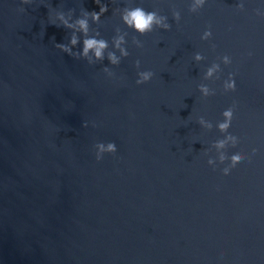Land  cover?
Returning <instances> with one entry per match:
<instances>
[{"label":"water","instance_id":"1","mask_svg":"<svg viewBox=\"0 0 264 264\" xmlns=\"http://www.w3.org/2000/svg\"><path fill=\"white\" fill-rule=\"evenodd\" d=\"M101 2L109 10L96 21L85 15L99 12L95 0H0V264H264V0H243V12L240 0H207L196 14L191 0ZM134 6L171 29L139 37L120 19ZM58 12L68 30L51 25ZM78 18L109 42L105 54L119 56L125 35L130 55L113 67L62 53L56 43L82 47L69 43L82 35ZM223 55L232 64L205 80ZM136 60L150 83L136 85ZM230 73L236 91L224 93ZM202 83L216 95L202 98ZM233 104L229 132L240 142L227 155L250 161L225 176L229 161L213 171L207 160ZM98 142H114L116 155L98 163Z\"/></svg>","mask_w":264,"mask_h":264},{"label":"clouds","instance_id":"2","mask_svg":"<svg viewBox=\"0 0 264 264\" xmlns=\"http://www.w3.org/2000/svg\"><path fill=\"white\" fill-rule=\"evenodd\" d=\"M113 2H115V0H113ZM21 3L24 5H29L32 3V0H21ZM95 3L99 6V12H90L85 10V15L92 17L96 21H99L100 17L105 15V13H107L109 9L107 4L102 3L101 0H95ZM206 3L207 0H191L188 10L192 14L199 13ZM237 10L241 12L245 10L243 0H240V3L237 4ZM19 11L23 12L24 9L21 8L19 9ZM261 14L262 13L257 10V15ZM172 17L173 20L177 24H179L181 19L180 12L173 10ZM57 19L61 22L57 23L51 18V25H54L57 28L62 27L67 30L70 28L69 23L64 19L63 12L57 13ZM120 19L122 24L127 29L133 31L139 37L151 34L156 30L169 31L171 29V24L168 23L167 16L159 14V12L156 10H145L140 6H134L131 8L125 7ZM75 22L79 25L82 35L81 37H77L75 34L70 35L69 43L72 46L80 44L82 45V47L79 51H74L73 47H70L69 44L56 43L55 47L58 48L62 53L67 54L73 59L85 60L89 65H96L107 60L108 63L113 67H118L121 64L122 59L127 58L130 55L127 49L121 47V44L126 43L125 35H120L119 38L116 39L115 47L119 49V56H117L115 51H109L107 52V54H105L106 49L109 48V42L103 38H97L96 36L87 35L89 31V24L86 19L78 18ZM125 34H127V32ZM211 38L212 31L211 27L209 26V28L205 30L203 35L201 36V40L209 41L211 40ZM132 44L136 48H143L142 41L136 36L132 38ZM212 48L213 50H215V45H212ZM248 55L251 56L252 53L249 52ZM91 57H94L95 59H92ZM204 59L205 57L199 53L195 54L194 56V60L197 64H199ZM217 59L219 60V63L213 62L211 66L207 68L203 76L205 80H219V74L222 71L220 65L223 64L225 67H227L232 64V59L228 55H223L222 57H218ZM140 66V61L136 60L135 67L138 70V78L136 80L137 86L150 83L155 75L151 70L139 71ZM102 70L109 78L115 76V73L112 72L107 66H105ZM198 91L204 99L216 95V91L214 89L203 83L198 86ZM223 91L224 93L236 91L234 74L230 73L228 78L223 82ZM235 111V104L223 111L222 122H217L216 127L224 138L217 140L212 145L219 152V155L216 156V158L209 157V159L207 160L208 166L211 167L213 171H215L217 168V161L219 162V164H225L226 161H229L227 163V166L222 169V174L225 176L229 175L231 170L240 162L246 159L250 161V157L246 156L241 151L234 152L230 157L227 155V149L230 146L235 147L240 142L239 136L229 132L232 121L234 119ZM197 123L201 128L211 129L213 127V124L210 121L206 120L203 116L198 118ZM83 126L87 127V124L85 123ZM93 127H95V125H93ZM93 147L95 150V159L98 163L103 160L105 155L115 156L117 153V146L114 142H109L107 144L98 142ZM257 151L258 149L253 148L252 155H255ZM204 155H209V149L204 152ZM220 255L221 258H223L224 253L222 252Z\"/></svg>","mask_w":264,"mask_h":264}]
</instances>
